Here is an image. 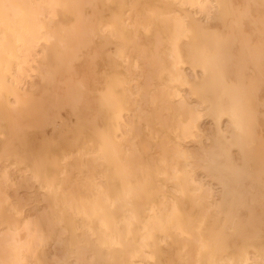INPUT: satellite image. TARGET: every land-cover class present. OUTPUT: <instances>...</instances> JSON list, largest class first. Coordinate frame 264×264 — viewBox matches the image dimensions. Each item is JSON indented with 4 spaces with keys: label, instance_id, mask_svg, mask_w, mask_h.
Segmentation results:
<instances>
[{
    "label": "bare ground",
    "instance_id": "1",
    "mask_svg": "<svg viewBox=\"0 0 264 264\" xmlns=\"http://www.w3.org/2000/svg\"><path fill=\"white\" fill-rule=\"evenodd\" d=\"M0 156L50 213L0 171V264H264V0H0Z\"/></svg>",
    "mask_w": 264,
    "mask_h": 264
},
{
    "label": "rangeland",
    "instance_id": "2",
    "mask_svg": "<svg viewBox=\"0 0 264 264\" xmlns=\"http://www.w3.org/2000/svg\"><path fill=\"white\" fill-rule=\"evenodd\" d=\"M210 7L212 8L210 10V16H215L216 14V8L214 6V3L210 4ZM194 15L196 17H199L203 23H206L208 20V16L205 15H199L197 12H194ZM40 53V52H39ZM41 54V53H40ZM40 56V55H39ZM122 71H126L124 68ZM187 73L191 76L193 80H201L203 78V74L200 70L192 71L190 69H186ZM201 77V78H200ZM23 82V83H22ZM21 86L23 88H29L31 86V79L28 77V74L23 78L21 81ZM133 85V84H132ZM188 94V95H187ZM184 95L186 100L196 106V108L201 112V125L204 130L205 136L201 138L202 144H205V148L209 149L216 139V134L218 131L217 124L212 120V118L205 113V106L201 103L197 102L192 95H190L187 91H184ZM187 95V96H186ZM189 98V99H188ZM204 108V109H203ZM203 109V110H202ZM204 112V113H203ZM72 123L70 120L67 121V126L69 129L71 128ZM221 128L223 131H229L227 122H223L221 124ZM228 128V129H227ZM63 133L67 131L66 127H63ZM35 147H43L48 148L49 150L53 149V146L51 144L45 143L43 141V138L41 134L35 132V140H34ZM188 147L191 152H201L198 150L199 143H189ZM33 150V148H32ZM234 156L239 160V155L237 150H234ZM11 164L10 162H6V158L4 156H0V171L3 173L4 171H8L14 182H16V190L11 191L10 194L13 196L12 200L16 203H18L23 210V215L28 218L32 222V228L39 222L40 218L46 214H50L48 210V203L47 200L44 197L43 190L39 189L37 186H29L30 181L27 177V173L23 172L19 169V167L10 166L7 165ZM26 174V176H25ZM196 178L203 184L212 189V192L214 194V198L216 200H219L221 197V188L219 185H217V182L213 180L212 176L208 174L205 170L201 168H197L195 170ZM261 180H264V176L261 177ZM15 193V194H14ZM43 214V215H42ZM27 231L23 230L20 232V234H16V239L20 240L18 238H21L23 240V235H25ZM19 235V237H17ZM46 253H48L47 257V264H64L63 262H66V264H76V257L70 256L68 252V248L65 242H60L58 238L53 237L49 238L45 246L43 248ZM47 256V255H46ZM66 256V257H65ZM50 258V259H49ZM53 261V262H52ZM25 263V262H24ZM26 264H36L34 260L28 261Z\"/></svg>",
    "mask_w": 264,
    "mask_h": 264
}]
</instances>
